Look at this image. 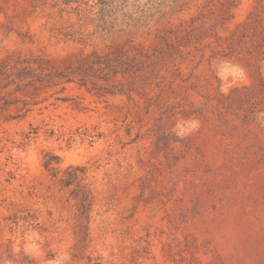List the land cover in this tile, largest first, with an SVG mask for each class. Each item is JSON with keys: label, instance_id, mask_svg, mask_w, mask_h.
Returning <instances> with one entry per match:
<instances>
[{"label": "rangeland", "instance_id": "rangeland-1", "mask_svg": "<svg viewBox=\"0 0 264 264\" xmlns=\"http://www.w3.org/2000/svg\"><path fill=\"white\" fill-rule=\"evenodd\" d=\"M261 24L264 0H0V264H264Z\"/></svg>", "mask_w": 264, "mask_h": 264}, {"label": "trees", "instance_id": "trees-1", "mask_svg": "<svg viewBox=\"0 0 264 264\" xmlns=\"http://www.w3.org/2000/svg\"><path fill=\"white\" fill-rule=\"evenodd\" d=\"M257 32L264 36V26L261 24L257 28ZM58 161L56 158L45 153L43 156V167L52 176H56L59 170L54 166ZM85 178V168L81 166H67L61 171L58 181L62 187L68 188V193L75 200L78 212V220L83 224L88 219V211L92 204L91 192L83 182ZM85 226V224H84Z\"/></svg>", "mask_w": 264, "mask_h": 264}]
</instances>
